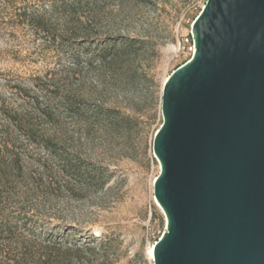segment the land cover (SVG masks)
Listing matches in <instances>:
<instances>
[{
  "label": "rangeland",
  "instance_id": "rangeland-1",
  "mask_svg": "<svg viewBox=\"0 0 264 264\" xmlns=\"http://www.w3.org/2000/svg\"><path fill=\"white\" fill-rule=\"evenodd\" d=\"M207 1L0 0V216L74 239L73 264H154L163 85Z\"/></svg>",
  "mask_w": 264,
  "mask_h": 264
},
{
  "label": "water",
  "instance_id": "water-1",
  "mask_svg": "<svg viewBox=\"0 0 264 264\" xmlns=\"http://www.w3.org/2000/svg\"><path fill=\"white\" fill-rule=\"evenodd\" d=\"M165 81L154 264H264V0H208Z\"/></svg>",
  "mask_w": 264,
  "mask_h": 264
},
{
  "label": "trees",
  "instance_id": "trees-1",
  "mask_svg": "<svg viewBox=\"0 0 264 264\" xmlns=\"http://www.w3.org/2000/svg\"><path fill=\"white\" fill-rule=\"evenodd\" d=\"M129 46L128 43L122 42L119 47L114 46L112 55L108 57L110 59L107 57L103 59L115 62ZM107 49L106 47L105 50ZM100 176L106 182L107 175L100 173ZM25 217V221L21 223L0 216V264H73L81 262L79 255L82 249L78 247L74 239H71V243L70 238L61 240L52 233L41 237L35 232H27V222L29 221H26L28 218ZM160 238L161 236L156 242Z\"/></svg>",
  "mask_w": 264,
  "mask_h": 264
},
{
  "label": "built area",
  "instance_id": "built-area-1",
  "mask_svg": "<svg viewBox=\"0 0 264 264\" xmlns=\"http://www.w3.org/2000/svg\"><path fill=\"white\" fill-rule=\"evenodd\" d=\"M187 49H188V51H189V54H190V60H191L192 57H193V55H194V53H195V46H194L193 39H192L191 44L189 45V47H188ZM190 60H189V61H190ZM189 61H188V62H189Z\"/></svg>",
  "mask_w": 264,
  "mask_h": 264
}]
</instances>
